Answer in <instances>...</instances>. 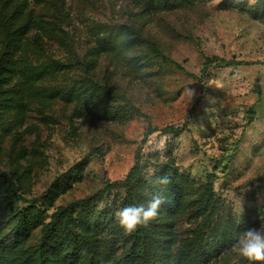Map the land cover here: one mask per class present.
I'll list each match as a JSON object with an SVG mask.
<instances>
[{"label":"rangeland","instance_id":"1","mask_svg":"<svg viewBox=\"0 0 264 264\" xmlns=\"http://www.w3.org/2000/svg\"><path fill=\"white\" fill-rule=\"evenodd\" d=\"M54 1L64 7L58 17L72 51L53 42L49 54L65 65L72 60L85 64L72 66L57 81L49 78L47 88L93 77L126 114L74 116V102L23 89L25 119L8 113L0 128L1 171L14 169L19 158V171L30 170L21 191L28 200L38 199L87 158L82 178L56 200L57 208L124 180L138 158L147 176L172 166L214 190L213 220L202 232L224 236L228 244L210 264L237 261L232 251L237 235L248 227L264 228V0H191V7L155 0V9L140 0ZM122 25L133 29L142 44L102 55L86 74L97 39ZM211 57L249 64L214 65L202 75ZM186 123L181 134L164 132ZM21 147L26 153L19 156ZM104 195L100 209H122V189ZM201 223L179 218L177 246L190 240Z\"/></svg>","mask_w":264,"mask_h":264},{"label":"trees","instance_id":"2","mask_svg":"<svg viewBox=\"0 0 264 264\" xmlns=\"http://www.w3.org/2000/svg\"><path fill=\"white\" fill-rule=\"evenodd\" d=\"M175 1L191 7V0ZM140 2L156 8L155 0ZM63 14L64 7L57 6L54 0H0V128L8 113L14 112L15 117L25 119L23 89L74 102V116H81L85 111H94L102 118L126 114L113 103L109 89L93 77L85 76L70 87L47 88L49 78L57 81L72 66L85 64L72 60L65 65L49 54L53 42L72 51L62 36L63 25L58 15ZM141 44L142 40L129 26L108 29L90 49L86 74L92 73L90 70L95 69L102 55L132 51ZM151 48L159 51L153 43ZM246 64L249 63L211 57L205 60L201 74L205 75L214 65ZM177 67L187 76L197 78L180 65ZM186 127L187 123L182 127L169 126L164 132L181 134ZM25 153V147L18 150L19 156ZM18 159L8 173L0 168V264H210L227 247L224 236H205L202 232L203 225L213 220L216 208L213 188L208 184L199 186L190 175L172 166L147 176L138 158L124 180L108 183L96 196L55 208L61 194L72 188L76 179L82 178L88 159L76 165L73 174L56 183L44 197L30 200L21 191L25 174L30 170L20 172ZM162 175L170 178L169 185L155 183L156 177ZM113 189H122L125 193L122 208L146 204L152 195L161 191L166 199L156 219L132 233H125L115 212L97 205L106 198L104 192L110 193ZM183 217L202 223L190 240L177 246V220ZM225 264L253 262L239 258Z\"/></svg>","mask_w":264,"mask_h":264},{"label":"clouds","instance_id":"3","mask_svg":"<svg viewBox=\"0 0 264 264\" xmlns=\"http://www.w3.org/2000/svg\"><path fill=\"white\" fill-rule=\"evenodd\" d=\"M155 183L169 185L170 178L167 175L156 177ZM162 191L152 195L147 203L126 206L115 213L119 226L125 233H132L138 227L147 226L149 222L157 218L161 205L165 202ZM232 251L237 257L249 262H264V228L248 227L236 237L232 245Z\"/></svg>","mask_w":264,"mask_h":264}]
</instances>
